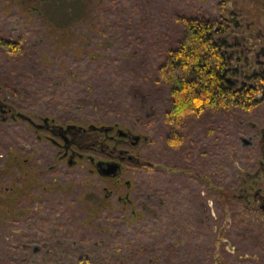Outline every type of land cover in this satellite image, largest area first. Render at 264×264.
Instances as JSON below:
<instances>
[{"label":"rangeland","instance_id":"rangeland-1","mask_svg":"<svg viewBox=\"0 0 264 264\" xmlns=\"http://www.w3.org/2000/svg\"><path fill=\"white\" fill-rule=\"evenodd\" d=\"M27 1L0 0V37L14 41L20 40L22 43V52L14 55L8 49L0 48V80H4L11 93H16L18 97L20 94L29 93L34 102L40 106V104L47 105L48 102H52L49 100V94L59 90L63 97L61 100H56L55 107L63 104L61 106L66 109L74 108L86 117L93 119L100 117L107 120L116 118L133 125L136 118L143 115V103L149 95V105L153 104L156 107H158L157 99L164 97L166 101L170 98L167 85L153 83L156 77L153 66L160 60L162 50L169 43L168 37L176 38L181 31L176 17L186 14L195 16L208 12L210 17L218 19L220 14L219 0H203L202 2L200 0H151L148 4L145 0H113L112 5L108 4L109 22H105L102 27L101 22L96 19L84 20L82 3L86 0H50L51 3L47 0L48 3L45 1L46 3L40 6L44 10L42 16L36 11H30L32 8H37V2L29 6L26 4ZM100 1L90 0L92 4ZM236 1L232 0L233 3L230 6H237ZM253 3V0H244V6L248 8ZM131 53L137 55L130 57ZM111 81L117 83V87L123 90L124 94L120 95L122 98L120 102L113 101L114 96H107L105 93L107 84ZM133 85L142 91L141 98L128 97L125 94L127 90L125 86ZM33 94L36 96H32ZM24 97L25 103L31 101L27 99V96ZM122 101L128 106L124 107ZM50 105L53 106V102ZM117 105L123 106L124 110H118ZM116 109L117 111L113 112ZM238 115L239 109L229 115L225 121L209 123L207 119V121L189 123L188 120L184 133L187 136L195 133L202 135V145L198 143L194 149H190L191 146L171 144L173 147L165 151L166 146L162 143L157 144L155 152L162 154L161 150H163L165 154H162L159 160H151L157 163H155V170H150L146 174L145 169L138 167L135 179L132 181L134 188L132 198L137 202L135 206L137 209L141 207L148 193L152 194V200H156L158 194H164V199L167 201L163 208L149 203V210L153 213H150L148 217L144 214L148 229H152L147 223L148 220H155L153 221L156 223L154 229H157L168 224L166 219L173 225L179 223L181 226L189 227L192 230V240L196 242L195 237H199L206 245L210 254L208 257L210 264H222L225 261L231 264H256L253 259L257 258L255 254L257 252H254L250 242L245 241L239 235V231L233 228L230 212H221L216 204L213 205L212 212L200 206L206 203V188L201 185V182L207 181V175L202 170L205 164H201L205 159L200 158L204 153L203 145L207 143L211 146L209 149L213 154L211 172L213 176L216 173V178H220L221 142L223 146L228 143L230 155L233 149H237L238 128L233 119ZM159 120L156 118L154 124ZM155 127L152 130H155ZM210 127L220 131L208 136L206 131ZM225 133L227 138H224ZM154 134L156 135V131ZM190 150L193 151L194 159L188 158L191 166H187L184 155ZM237 154L234 163L240 159V149L237 150ZM234 163L229 162L228 174L232 173ZM192 177L196 180H192ZM217 189L220 191L219 188ZM72 191L69 195L67 194V200H69L67 206L63 208L61 206L60 210L67 209L71 215L73 214L74 240L80 242L82 239H88L97 246L98 241L100 242L106 234L98 233L95 227L101 231L102 225L104 227L121 226V223L125 221L126 214L120 211L118 206L113 213L108 212L116 220H111L112 217L111 221L104 220L102 216L105 214L101 216V213H104L103 210L97 214L94 213V217L88 220V213L82 210L84 202L80 198V186ZM61 193L55 191L54 195L61 196L60 200H62ZM219 197L217 195L213 198H218L220 201ZM173 209L175 212L172 211ZM171 213L174 214V218H171ZM42 214L45 217L48 213ZM132 216L135 219L134 214ZM131 225L128 224L129 231L134 228L135 223ZM6 230V228L0 229V264H7V259H4L1 254L2 248L4 249V246L8 244L10 246L8 251L14 252L13 248L17 246L15 240L18 236L15 233H22L20 235L22 236L25 232V236L33 238L44 237L43 232L33 233L34 229H26V224L23 223L16 224L15 229H9L10 233ZM66 230L69 231L70 227ZM59 239L60 242H68L66 241L68 238L63 236ZM40 246L32 245L33 248ZM8 254L10 255V252ZM13 256L16 255L11 254L10 257Z\"/></svg>","mask_w":264,"mask_h":264},{"label":"flooded vegetation","instance_id":"flooded-vegetation-1","mask_svg":"<svg viewBox=\"0 0 264 264\" xmlns=\"http://www.w3.org/2000/svg\"><path fill=\"white\" fill-rule=\"evenodd\" d=\"M145 1L148 4L151 0ZM253 1L249 8L244 6V0H237L234 7L230 6L232 0L218 1V19L230 21L221 33L223 44L220 46L231 59L232 71L229 76L225 74L226 80L238 87H254L259 91L257 104L252 108H240L239 115L233 119L238 128L237 149L230 155L228 143L223 146L221 142L220 178L211 172V146L203 145L204 153L200 158L205 159L201 164H205L202 170L207 181L201 185L206 188V203L200 206L212 212L216 204L221 212L247 217L264 229V0ZM206 17H209L208 12ZM24 96L31 101L25 103ZM60 97L63 95L49 94L53 106L52 102L39 106L31 94L18 97L11 93L4 80H0V229H15L16 224L23 223L26 229L33 228L36 233L37 222L44 220L46 223L49 213L67 206V194L79 186L81 201L85 203V206L82 203V210L88 213V220L103 208L113 213L116 206L126 214V224L133 214L148 217L153 213L149 203L163 208L167 201L164 194H158L154 201L148 193L141 207H135L132 181L138 167L145 169L146 174L155 170L156 162L152 161L165 154L163 150L162 154L155 152L157 144L166 146L165 151L177 144L191 146L190 149L201 144L202 135L184 133L188 120L190 123L208 119L212 123L225 121L229 116L224 110H200L190 112L189 118L184 120L174 119L168 107L169 99H157L156 107L149 105V95L143 103V115L137 117L133 125L116 118L86 117L79 114V110L66 109L61 106L63 104L55 107ZM156 118L160 120L154 124ZM217 131L220 130L210 127L206 132L212 136ZM238 149L241 156L234 163ZM190 157H193L192 150L184 155L187 166H191ZM229 162L234 163L231 174H228ZM192 180L196 179L192 177ZM55 191L62 192V200L61 196L54 195ZM217 195L220 201L213 198ZM45 212L48 214L44 217L42 213ZM111 217L116 220L113 215ZM51 225L49 223L48 227ZM16 234V245L21 246L23 254L15 246L13 255L16 256L12 258L20 264L30 257L35 259L44 246L52 245L51 236L33 238L25 236V232L22 236V233ZM37 244L41 246L32 247ZM253 250L257 252V258L253 259L256 264H264V246ZM47 253L50 251L43 252Z\"/></svg>","mask_w":264,"mask_h":264},{"label":"trees","instance_id":"trees-1","mask_svg":"<svg viewBox=\"0 0 264 264\" xmlns=\"http://www.w3.org/2000/svg\"><path fill=\"white\" fill-rule=\"evenodd\" d=\"M32 1L28 0L26 4L31 6L37 2V8H32L30 11H36L42 16L44 10L40 6L47 0ZM49 2L51 3L50 0ZM112 3L113 0H101L97 4H92L90 0H86L82 3L84 20L96 19L103 27L105 22H109L108 4L112 5ZM205 14L204 12L195 16L187 14L177 16L176 20L180 23L181 31L178 37H173L174 39L168 37L169 43L162 50L160 60L156 61L153 66L156 75L153 83L155 85L163 83L169 88L168 107L172 110L171 115L174 119L184 120L189 118L190 112L200 110L220 112L224 110L231 115L240 108H252L258 102V88H241L226 80V75L229 76L232 71L231 59L226 57L220 46L223 44L221 33L227 29L225 27L230 21L206 17ZM0 48H6L14 55L22 52V43L20 40L14 41L0 37ZM135 55L137 54L131 53L130 57H135ZM106 66L109 67L108 64ZM227 67H229L228 70ZM116 84L114 81L108 83L105 93L107 96L113 95V101L120 102L122 100L120 95L124 93L122 88H118ZM125 88L127 89L125 94L128 97L141 98L143 94L135 85L125 86ZM54 92L53 94L56 95L62 94L59 90ZM61 99L62 97L59 98ZM108 99L111 98L108 97ZM123 101L122 105L127 107V103ZM123 106L117 105L116 108L123 111ZM102 210L104 213H101V216L105 214L102 216L104 220L111 221L110 212L105 208ZM172 211L175 212L174 209ZM51 214L58 216L53 219L52 215H49L46 223L44 220L38 221L36 226L38 228L35 229L36 232H43L46 237H52V245L43 248V252L49 250L50 253L45 255L42 252L33 260L30 257L23 264H62L63 261L64 264H210L208 262L210 254L203 241L199 237H195L196 242L193 241L192 230L189 227L181 226L179 223L173 225L168 219H166V224L168 223L166 226L157 229H154L156 223L153 221L155 220H148L147 223L152 227L151 230L148 229L141 215L135 216V219L132 217L133 220L129 219L133 222L121 223V226L104 227L102 225L101 231L95 227L98 233L106 234L95 246L88 239H84L85 241L82 239L80 242L74 240L75 235L72 228L69 231L66 230L75 223L73 215L67 209L56 210ZM231 217L233 228L239 231V235L245 241L250 242L252 249L264 246L262 226L253 224L249 218L239 214H232ZM171 218H174V214ZM49 223L52 224L51 227H48ZM134 223L132 229L131 224ZM128 224L132 226L131 231H129ZM6 231L10 233L9 229ZM62 236L68 238L67 243L58 242ZM9 247L8 244L4 246L1 253L4 259H7V264H20V261L10 257L14 252L8 251ZM20 248L21 246L15 247L23 254V249ZM222 264L231 263L225 261Z\"/></svg>","mask_w":264,"mask_h":264}]
</instances>
